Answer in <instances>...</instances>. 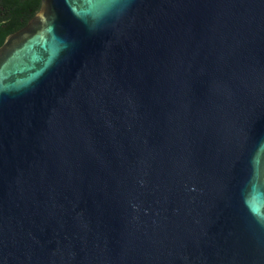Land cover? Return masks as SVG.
Instances as JSON below:
<instances>
[{
	"label": "water",
	"instance_id": "water-1",
	"mask_svg": "<svg viewBox=\"0 0 264 264\" xmlns=\"http://www.w3.org/2000/svg\"><path fill=\"white\" fill-rule=\"evenodd\" d=\"M0 47V264H264V0H40Z\"/></svg>",
	"mask_w": 264,
	"mask_h": 264
},
{
	"label": "trees",
	"instance_id": "trees-1",
	"mask_svg": "<svg viewBox=\"0 0 264 264\" xmlns=\"http://www.w3.org/2000/svg\"><path fill=\"white\" fill-rule=\"evenodd\" d=\"M40 7V0H0V47L7 36L24 28Z\"/></svg>",
	"mask_w": 264,
	"mask_h": 264
}]
</instances>
